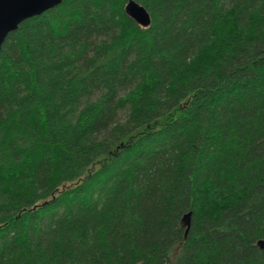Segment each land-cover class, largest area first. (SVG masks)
<instances>
[{"label":"trees","instance_id":"trees-1","mask_svg":"<svg viewBox=\"0 0 264 264\" xmlns=\"http://www.w3.org/2000/svg\"><path fill=\"white\" fill-rule=\"evenodd\" d=\"M61 0L0 49V264H264V0Z\"/></svg>","mask_w":264,"mask_h":264},{"label":"water","instance_id":"water-1","mask_svg":"<svg viewBox=\"0 0 264 264\" xmlns=\"http://www.w3.org/2000/svg\"><path fill=\"white\" fill-rule=\"evenodd\" d=\"M61 0H0V49L8 34L24 20L57 6ZM126 13L141 26L151 24L148 10L136 0H128ZM258 244L264 247V240Z\"/></svg>","mask_w":264,"mask_h":264},{"label":"bare ground","instance_id":"bare-ground-1","mask_svg":"<svg viewBox=\"0 0 264 264\" xmlns=\"http://www.w3.org/2000/svg\"><path fill=\"white\" fill-rule=\"evenodd\" d=\"M259 241H260V240H259ZM259 241H258V242H259Z\"/></svg>","mask_w":264,"mask_h":264}]
</instances>
